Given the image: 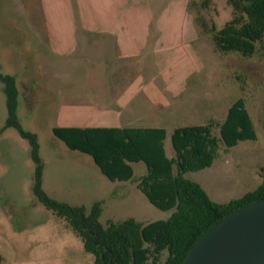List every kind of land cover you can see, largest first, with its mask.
I'll use <instances>...</instances> for the list:
<instances>
[{
  "label": "rangeland",
  "instance_id": "rangeland-1",
  "mask_svg": "<svg viewBox=\"0 0 264 264\" xmlns=\"http://www.w3.org/2000/svg\"><path fill=\"white\" fill-rule=\"evenodd\" d=\"M29 2L0 0V70L16 76L19 118L25 129L38 134L44 162V190L59 201L86 203L90 210L94 198L106 197L117 183L101 173L90 155L71 150L53 134L52 128L58 124V109L52 100L59 99L61 82L57 83L56 78L38 80L33 87L25 78L30 66L41 71L45 59L56 64L55 58L39 55L40 50L35 51L37 55H25V45H22L25 38H33L36 32L44 30L38 9H31ZM143 2L145 6L166 12L173 7L175 12L176 5V33L169 41L175 45L170 54H174L176 69L185 60L189 65H202L201 71L191 75L174 113L172 107L174 118L167 125L171 133L179 126L206 124L212 120L221 123L232 103L245 99L256 137L241 140L230 148L223 145L212 168L187 174L188 178L203 182L217 202L244 196L259 186L264 174V52L252 57H243L237 52L222 53L216 48L212 33L200 26L197 18L203 16L209 27L214 24L221 29L232 18V7L227 0H209L208 7L204 6L205 0H188L189 12L181 7L182 0ZM4 33L19 37L22 46L6 40L9 48L3 47ZM44 63L46 71L49 63ZM180 100L184 104H179ZM7 116L6 94L0 80V254L10 264H94L95 256L86 250L72 226L37 197L30 143L17 129L5 128ZM167 145L173 153L171 135ZM139 165L145 167L143 163ZM139 176L136 165L132 182ZM119 187L115 189L122 191ZM126 191L131 193L125 198L124 206L117 207L115 201H106L108 205L100 217L103 224L129 217L147 223L171 216L173 211L154 206L134 184H128Z\"/></svg>",
  "mask_w": 264,
  "mask_h": 264
},
{
  "label": "trees",
  "instance_id": "trees-1",
  "mask_svg": "<svg viewBox=\"0 0 264 264\" xmlns=\"http://www.w3.org/2000/svg\"><path fill=\"white\" fill-rule=\"evenodd\" d=\"M227 1L232 7V18L221 29L214 24L209 27L203 16L197 18L200 26L212 33V40L222 53L252 57L264 52V0ZM208 5L209 0H205L204 6ZM0 80L8 111L5 128L17 129L30 143L37 197L72 226L86 250L95 256L94 264H183L195 243L217 222L248 203L264 199V174L257 188L225 203L213 200L199 182L186 177L187 172L211 167L223 145L230 148L256 137L244 98L232 103L221 123L212 120L176 127L171 136L173 158L166 152L165 127L54 126L52 132L58 139L71 150L90 155L102 174L113 182L133 179V164L144 163L147 172L138 181L139 190L157 208L173 211L167 219L147 223L129 217L103 224L101 202L88 210L85 205L56 200L44 190L38 134L25 129L19 118L16 76L0 70ZM0 264L10 263L0 254Z\"/></svg>",
  "mask_w": 264,
  "mask_h": 264
},
{
  "label": "crops",
  "instance_id": "crops-1",
  "mask_svg": "<svg viewBox=\"0 0 264 264\" xmlns=\"http://www.w3.org/2000/svg\"><path fill=\"white\" fill-rule=\"evenodd\" d=\"M29 1L31 9H38L44 30L36 32L33 38L26 37L25 43L12 33H4L3 47L9 48L6 40L17 47L23 43L27 56L37 55L35 51L40 50L39 55L55 58L56 64L44 60L49 63L46 71L44 62L41 71L28 67L25 78L33 87L38 80L56 78L57 83L61 82L60 97L52 100L58 109L57 126L165 127L167 139L172 136L174 130L171 133L167 125L174 118L179 96L188 87L191 75L202 69V65H189L186 60L176 69L174 54H170L175 45L169 42L176 33V5L175 12L174 7L166 12L145 6L143 0ZM180 5L189 12L188 0H182ZM182 103L180 100L179 104ZM167 139L166 152L173 158L175 150L172 145L173 153L169 152ZM140 163L133 164L134 176L136 165L140 170L134 182V177L115 181L117 185L108 195L95 197L93 205L101 202L102 212L108 205L106 201L124 206L131 193L126 191L127 185L138 188V181L147 172L146 165ZM195 181L212 197L203 182ZM118 186L123 190H116ZM87 188L90 190L91 186Z\"/></svg>",
  "mask_w": 264,
  "mask_h": 264
},
{
  "label": "water",
  "instance_id": "water-1",
  "mask_svg": "<svg viewBox=\"0 0 264 264\" xmlns=\"http://www.w3.org/2000/svg\"><path fill=\"white\" fill-rule=\"evenodd\" d=\"M183 264H264V199L217 222L195 243Z\"/></svg>",
  "mask_w": 264,
  "mask_h": 264
}]
</instances>
